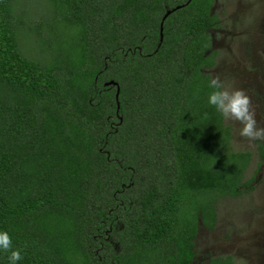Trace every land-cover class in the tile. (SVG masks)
Here are the masks:
<instances>
[{
  "label": "trees",
  "instance_id": "obj_1",
  "mask_svg": "<svg viewBox=\"0 0 264 264\" xmlns=\"http://www.w3.org/2000/svg\"><path fill=\"white\" fill-rule=\"evenodd\" d=\"M214 4L0 0V231L17 264H193L200 224L252 188V153L208 104Z\"/></svg>",
  "mask_w": 264,
  "mask_h": 264
},
{
  "label": "rangeland",
  "instance_id": "obj_2",
  "mask_svg": "<svg viewBox=\"0 0 264 264\" xmlns=\"http://www.w3.org/2000/svg\"><path fill=\"white\" fill-rule=\"evenodd\" d=\"M213 13L221 27L212 32L218 57L208 73L219 75L230 90H246L264 125V0H215ZM226 124L233 128L234 150L252 153L246 180H255L241 197L219 202L214 230L200 224L193 264L227 256L234 264H264V141L249 142L239 136L238 122Z\"/></svg>",
  "mask_w": 264,
  "mask_h": 264
},
{
  "label": "clouds",
  "instance_id": "obj_3",
  "mask_svg": "<svg viewBox=\"0 0 264 264\" xmlns=\"http://www.w3.org/2000/svg\"><path fill=\"white\" fill-rule=\"evenodd\" d=\"M208 87L212 89L208 95V104L213 106L224 120L239 123L240 137L249 142L264 141V125L257 120V108L246 90L226 88L219 75L210 80ZM0 251L8 253L9 264H17L23 259L20 249L13 248L8 231H0Z\"/></svg>",
  "mask_w": 264,
  "mask_h": 264
},
{
  "label": "water",
  "instance_id": "obj_4",
  "mask_svg": "<svg viewBox=\"0 0 264 264\" xmlns=\"http://www.w3.org/2000/svg\"><path fill=\"white\" fill-rule=\"evenodd\" d=\"M179 8L180 7L176 8V9H179ZM176 9L168 11L167 14L165 15L164 19H163L162 26H161V40H163V30H164V27L163 26H164V22L169 17V15L173 11H175ZM110 85L117 86V88H118L117 99H118L119 98V94H120V87H119L118 83H116L114 81H111V82L106 83V86H110Z\"/></svg>",
  "mask_w": 264,
  "mask_h": 264
},
{
  "label": "flooded vegetation",
  "instance_id": "obj_5",
  "mask_svg": "<svg viewBox=\"0 0 264 264\" xmlns=\"http://www.w3.org/2000/svg\"><path fill=\"white\" fill-rule=\"evenodd\" d=\"M220 27H221V20H220V24H219V28H220ZM219 28H217V29H219ZM217 29H215V30H217ZM215 30H213V31H215ZM213 31H212V32H213ZM213 41H214V40H213Z\"/></svg>",
  "mask_w": 264,
  "mask_h": 264
}]
</instances>
